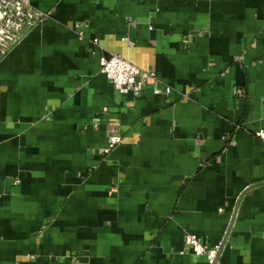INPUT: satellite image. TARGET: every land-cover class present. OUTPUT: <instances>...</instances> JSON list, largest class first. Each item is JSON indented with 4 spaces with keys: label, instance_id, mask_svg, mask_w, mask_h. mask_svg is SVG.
Segmentation results:
<instances>
[{
    "label": "crops",
    "instance_id": "obj_1",
    "mask_svg": "<svg viewBox=\"0 0 264 264\" xmlns=\"http://www.w3.org/2000/svg\"><path fill=\"white\" fill-rule=\"evenodd\" d=\"M28 1L48 16L0 61V264H205L187 234L264 264V0ZM110 54L161 83L119 93Z\"/></svg>",
    "mask_w": 264,
    "mask_h": 264
},
{
    "label": "built area",
    "instance_id": "obj_2",
    "mask_svg": "<svg viewBox=\"0 0 264 264\" xmlns=\"http://www.w3.org/2000/svg\"><path fill=\"white\" fill-rule=\"evenodd\" d=\"M48 14L35 10L28 0H0V61L22 40V38ZM77 34L82 38L81 23H76ZM95 42V40H94ZM100 72L113 84L114 88L121 94H140L145 80H153L160 84L154 72L143 71L131 64L128 60L117 54L102 56L99 59ZM159 93L158 88L154 89ZM165 95L170 94L171 88L164 86ZM240 93L239 90H236ZM105 111V108L104 110ZM264 138V132L258 133ZM121 143L118 134L109 136L104 153L107 154ZM17 183V180L15 181ZM184 243L196 256H205V264H217L218 256L223 248V240L213 248L203 245L197 236L187 234Z\"/></svg>",
    "mask_w": 264,
    "mask_h": 264
}]
</instances>
